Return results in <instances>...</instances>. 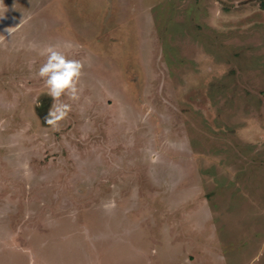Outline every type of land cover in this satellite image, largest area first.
Listing matches in <instances>:
<instances>
[{
  "label": "rangeland",
  "instance_id": "1",
  "mask_svg": "<svg viewBox=\"0 0 264 264\" xmlns=\"http://www.w3.org/2000/svg\"><path fill=\"white\" fill-rule=\"evenodd\" d=\"M0 264H264V0H0Z\"/></svg>",
  "mask_w": 264,
  "mask_h": 264
},
{
  "label": "clouds",
  "instance_id": "2",
  "mask_svg": "<svg viewBox=\"0 0 264 264\" xmlns=\"http://www.w3.org/2000/svg\"><path fill=\"white\" fill-rule=\"evenodd\" d=\"M61 45L50 44L40 50V55L46 57L45 62L39 67L36 75L44 80L48 92L54 100L61 95H68L77 99L79 94V81L84 67L83 62L77 59H69L65 52L60 50ZM73 45L65 43L63 48L70 49ZM71 106L66 103H56L48 112L46 123L56 125L64 119Z\"/></svg>",
  "mask_w": 264,
  "mask_h": 264
},
{
  "label": "crops",
  "instance_id": "3",
  "mask_svg": "<svg viewBox=\"0 0 264 264\" xmlns=\"http://www.w3.org/2000/svg\"><path fill=\"white\" fill-rule=\"evenodd\" d=\"M35 91H36V90H35ZM40 91H41V90L39 89L38 92H35V93L38 95V96L36 95V96H37V99H40V98H41V95L39 94ZM33 94H34V93H33ZM34 96H35V95H34ZM33 100H34V97H33ZM39 126H40V125H39ZM41 128H42V127L40 126V129H41ZM205 244H206V243H205Z\"/></svg>",
  "mask_w": 264,
  "mask_h": 264
}]
</instances>
